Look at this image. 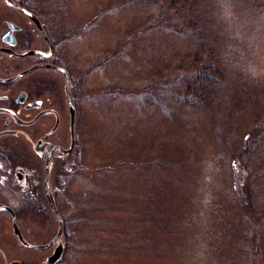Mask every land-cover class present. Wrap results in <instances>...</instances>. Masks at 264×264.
<instances>
[{
    "label": "rangeland",
    "instance_id": "374dc122",
    "mask_svg": "<svg viewBox=\"0 0 264 264\" xmlns=\"http://www.w3.org/2000/svg\"><path fill=\"white\" fill-rule=\"evenodd\" d=\"M43 2L85 91L55 264H264V0Z\"/></svg>",
    "mask_w": 264,
    "mask_h": 264
},
{
    "label": "flooded vegetation",
    "instance_id": "af4514ba",
    "mask_svg": "<svg viewBox=\"0 0 264 264\" xmlns=\"http://www.w3.org/2000/svg\"><path fill=\"white\" fill-rule=\"evenodd\" d=\"M46 10L43 0H0V264H46L33 247L55 236L49 219L58 225L45 167L58 210L61 177L82 155L83 68Z\"/></svg>",
    "mask_w": 264,
    "mask_h": 264
},
{
    "label": "water",
    "instance_id": "95a60500",
    "mask_svg": "<svg viewBox=\"0 0 264 264\" xmlns=\"http://www.w3.org/2000/svg\"><path fill=\"white\" fill-rule=\"evenodd\" d=\"M71 101V100H70ZM74 109L73 106H71V132H72V139H73V125H74ZM48 176H49V166L48 163L46 164L45 167V173H44V185H45V194L47 195V198L50 202L51 209L55 213L57 220H58V230L54 236V238L47 244L41 245V246H33L38 249H46L50 246H54L52 253L45 259L46 264H55L57 263L60 258L62 257L63 251H64V244L61 242L60 238L63 233V220L61 218V215L57 211V208L55 206L54 200L51 196V193L48 189ZM21 244H24L26 246H31L27 244L26 242H22Z\"/></svg>",
    "mask_w": 264,
    "mask_h": 264
},
{
    "label": "trees",
    "instance_id": "16d2710c",
    "mask_svg": "<svg viewBox=\"0 0 264 264\" xmlns=\"http://www.w3.org/2000/svg\"><path fill=\"white\" fill-rule=\"evenodd\" d=\"M170 1H176L178 2V5H173L172 7L173 8H177V9H181V8H185V9H189V10H192V0H170ZM191 2V4H190ZM189 21H191V19H189ZM208 66L207 67H204V69L201 70V73H200V77L203 78V79H212V78H215V76H213L212 74L210 75V68L212 67V63L211 61L209 62V64H207ZM215 69H217V67H214ZM209 72V73H208ZM214 72V71H213ZM210 75V76H208Z\"/></svg>",
    "mask_w": 264,
    "mask_h": 264
}]
</instances>
